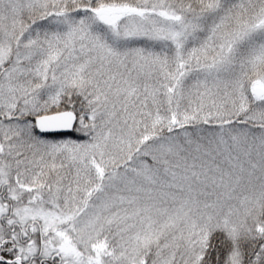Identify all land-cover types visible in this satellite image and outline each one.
Returning a JSON list of instances; mask_svg holds the SVG:
<instances>
[{
    "label": "snow or ice",
    "instance_id": "snow-or-ice-1",
    "mask_svg": "<svg viewBox=\"0 0 264 264\" xmlns=\"http://www.w3.org/2000/svg\"><path fill=\"white\" fill-rule=\"evenodd\" d=\"M0 264H264V0H0Z\"/></svg>",
    "mask_w": 264,
    "mask_h": 264
}]
</instances>
